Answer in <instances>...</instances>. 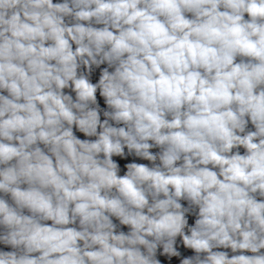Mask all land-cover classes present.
<instances>
[{
	"label": "clouds",
	"instance_id": "clouds-1",
	"mask_svg": "<svg viewBox=\"0 0 264 264\" xmlns=\"http://www.w3.org/2000/svg\"><path fill=\"white\" fill-rule=\"evenodd\" d=\"M0 264H264V0H0Z\"/></svg>",
	"mask_w": 264,
	"mask_h": 264
}]
</instances>
